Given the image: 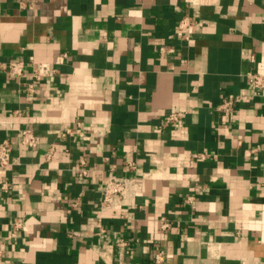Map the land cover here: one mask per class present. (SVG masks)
<instances>
[{
  "label": "crops",
  "instance_id": "1",
  "mask_svg": "<svg viewBox=\"0 0 264 264\" xmlns=\"http://www.w3.org/2000/svg\"><path fill=\"white\" fill-rule=\"evenodd\" d=\"M18 58L54 71L31 94L0 68V264H154L158 247L160 264H264V97L247 78L264 74V0H0V66ZM109 176L140 185L115 213Z\"/></svg>",
  "mask_w": 264,
  "mask_h": 264
},
{
  "label": "built area",
  "instance_id": "2",
  "mask_svg": "<svg viewBox=\"0 0 264 264\" xmlns=\"http://www.w3.org/2000/svg\"><path fill=\"white\" fill-rule=\"evenodd\" d=\"M195 21L192 17L184 16L178 23L177 31L179 35L186 38L184 32L189 26L194 24ZM30 67V71H26V67ZM0 68L5 71L9 76L18 79V81L26 86L25 90L29 93L35 92V85L39 83L43 77L49 74L53 69L46 63L31 61L27 63L23 59H13L6 64H2ZM54 71V70H53ZM248 83L251 94L257 97H264V74L257 72L247 73ZM239 101V98H225L218 105L217 109L220 111H230ZM180 120V112L173 111L167 114L164 118V125L166 127H173ZM81 131L80 123H76L74 128H66L59 132L60 137H64L68 134L79 133ZM19 143L29 147H34L37 143V136L31 128H23L19 133ZM13 142L9 138H4L0 141V174L4 175L7 172L8 167L12 163L11 150ZM204 154H199L198 157L203 158ZM129 167H134L133 162L128 163ZM75 175L77 177H85L89 173L85 161L80 160L78 165L74 167ZM1 188L6 190L8 188V182H3ZM140 193V185L134 177L124 176L115 177L109 176L105 178L101 185L99 207L103 211L115 213V210L123 200H129ZM194 200L193 195H188L185 198V203H191ZM20 223H16L15 227H19ZM160 228L168 230L170 228V222L165 218H160ZM128 245L126 241H120L118 246L125 247ZM1 254V253H0ZM165 252L161 248H157L153 254L154 264H160L163 262Z\"/></svg>",
  "mask_w": 264,
  "mask_h": 264
}]
</instances>
